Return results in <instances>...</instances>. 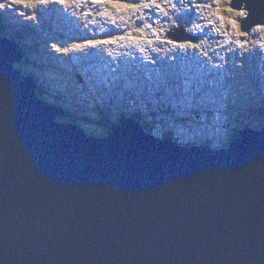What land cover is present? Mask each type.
Here are the masks:
<instances>
[{"label":"water","instance_id":"water-1","mask_svg":"<svg viewBox=\"0 0 264 264\" xmlns=\"http://www.w3.org/2000/svg\"><path fill=\"white\" fill-rule=\"evenodd\" d=\"M230 6L248 13L242 32L264 25V0ZM25 60L0 24V264H264V127L221 149L134 118L90 136Z\"/></svg>","mask_w":264,"mask_h":264},{"label":"rangeland","instance_id":"rangeland-1","mask_svg":"<svg viewBox=\"0 0 264 264\" xmlns=\"http://www.w3.org/2000/svg\"><path fill=\"white\" fill-rule=\"evenodd\" d=\"M231 1L0 0V19L27 55L16 67L66 112L61 122L105 137L107 123L134 118L221 149L264 127V25L243 33L248 13ZM181 28L196 42L168 37Z\"/></svg>","mask_w":264,"mask_h":264},{"label":"trees","instance_id":"trees-1","mask_svg":"<svg viewBox=\"0 0 264 264\" xmlns=\"http://www.w3.org/2000/svg\"><path fill=\"white\" fill-rule=\"evenodd\" d=\"M0 23H1V19H0ZM28 76H30V75H28ZM37 94L41 97V98H43L44 100H45V96H44V94L41 92V90L40 89H38V91H37ZM72 117V116H71ZM71 119H68L67 121H69V122H73V123H75V121H70ZM123 119H121L120 121H122ZM107 125L108 126H110L111 124H108L107 123ZM241 131V129L240 130H237V132H236V134H234L233 135V137L231 138V141L232 140H234L235 138H237L238 136H239V132ZM187 145H191V144H187ZM193 145V144H192Z\"/></svg>","mask_w":264,"mask_h":264},{"label":"bare ground","instance_id":"bare-ground-1","mask_svg":"<svg viewBox=\"0 0 264 264\" xmlns=\"http://www.w3.org/2000/svg\"><path fill=\"white\" fill-rule=\"evenodd\" d=\"M176 2H178V1H176ZM186 2H187V5H188L189 1H186ZM203 2H204V1H203ZM180 3H181V2H180ZM194 8H195V7H194ZM165 18H167V17L164 16V19H165ZM139 23H140V22H139ZM142 24H143V23H142ZM214 36H215V35H214ZM145 54H146V53H145ZM180 76H181V77H187V76H183L182 74H180Z\"/></svg>","mask_w":264,"mask_h":264}]
</instances>
